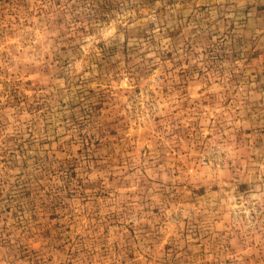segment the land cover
Segmentation results:
<instances>
[{
  "label": "rangeland",
  "instance_id": "1",
  "mask_svg": "<svg viewBox=\"0 0 264 264\" xmlns=\"http://www.w3.org/2000/svg\"><path fill=\"white\" fill-rule=\"evenodd\" d=\"M0 264H264V0H0Z\"/></svg>",
  "mask_w": 264,
  "mask_h": 264
}]
</instances>
